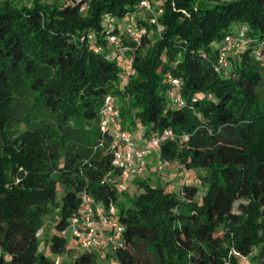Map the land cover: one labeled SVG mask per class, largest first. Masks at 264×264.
<instances>
[{
  "label": "trees",
  "instance_id": "16d2710c",
  "mask_svg": "<svg viewBox=\"0 0 264 264\" xmlns=\"http://www.w3.org/2000/svg\"><path fill=\"white\" fill-rule=\"evenodd\" d=\"M84 1L0 2V264H53L38 252L37 232L61 183L59 230L83 190L115 200L126 226V246L114 251L121 264H238L233 249L254 247L262 257L264 142L255 145L264 139V0H154L165 28L139 39L119 22L102 29L101 18L110 11L128 25L134 11L150 28L140 0H87L83 12ZM244 25L245 42L227 50L228 64L217 70L224 36ZM130 54L136 73L123 84ZM168 73L182 78L185 105L171 101ZM107 93L119 96L127 127L146 135L173 129L160 155L208 168L201 196L195 183L184 181V199L138 176L133 183L143 188L117 201L119 185L106 178L110 137L100 127ZM65 240L50 237L58 251ZM72 263L98 264L97 254L82 250Z\"/></svg>",
  "mask_w": 264,
  "mask_h": 264
},
{
  "label": "built area",
  "instance_id": "2783aa9c",
  "mask_svg": "<svg viewBox=\"0 0 264 264\" xmlns=\"http://www.w3.org/2000/svg\"><path fill=\"white\" fill-rule=\"evenodd\" d=\"M70 1L76 3L82 0ZM87 4L88 1L85 0L81 5V9H84ZM138 7L144 11L146 20L152 26L149 28L147 24L139 21L134 11L127 14L129 19L127 29L132 32L134 38L139 39L143 34H151L155 31L161 33L165 28V25L160 21L164 7L154 0H140ZM119 18L120 16L110 11L103 12L101 18L102 29L116 26ZM245 28V25L241 27L240 35L227 33L224 36L223 47L218 54L217 70L224 69L227 66V50L234 49L237 51L245 42L243 36ZM95 32L96 30L90 31L87 38L91 39ZM106 38L121 53L128 48L121 42L116 32L107 33ZM91 46L98 49V46L94 44ZM255 54L259 57L260 50H256ZM135 73L136 67L133 63V55L130 54L120 74L121 82L125 84ZM166 80L169 84L168 95L174 105H185L186 99L182 94V78L168 73ZM100 127L110 137L108 147L113 153V169L106 174V178L112 182L134 179L143 175L148 165V156L152 152L161 154L162 141L175 136L173 129L170 127L155 130L148 135L145 134L144 127L138 126L135 129L127 127L123 122L121 109L113 93H107L104 98ZM161 159L160 168L171 164L170 159L163 157ZM125 228L124 222L118 216V205L115 200L111 199L107 202L94 193L83 190L81 192L80 208L69 217L67 224L60 232L61 235L65 236L67 230L70 229L72 236L78 239L83 250L93 251L96 248L111 246L113 251H116L118 248L126 246ZM233 253L239 257L238 264H264V255L258 257L254 250L242 253L237 249H233ZM223 264L230 263L227 260Z\"/></svg>",
  "mask_w": 264,
  "mask_h": 264
},
{
  "label": "rangeland",
  "instance_id": "374dc122",
  "mask_svg": "<svg viewBox=\"0 0 264 264\" xmlns=\"http://www.w3.org/2000/svg\"><path fill=\"white\" fill-rule=\"evenodd\" d=\"M3 0H0L2 2ZM35 0H11L13 4L16 5H29L33 3ZM83 12L84 9H81ZM138 13L143 14L144 12L141 10ZM125 19H128V15L125 16ZM121 27L127 26L126 21L118 20ZM234 28H238L239 24L237 22L233 23ZM121 61V60H120ZM117 100H119V96H117ZM263 137L260 138V143H256V147L261 146L263 144ZM148 165L145 168L143 175L139 176L141 178H149V181L152 185H162L164 189L169 191L177 192L180 198H185L184 194L180 192L182 185L185 183H195L199 187L198 195L201 196L207 188V182L205 180V174L208 173V168L205 167H196V168H186L180 163L178 157L171 158V164L168 166L159 167L161 164V155L158 152H152L148 158ZM28 172L27 169H25ZM134 179L128 180H119V196L117 201H121L126 198L127 195H132L136 192H139L143 187L137 186L133 183ZM64 191V184H60L58 188V196L57 202L51 204V209L44 217V224L38 229V252H43L53 264H73V259L83 250L80 246L78 239L72 236L70 229L67 230L65 237V248L62 251H58L53 248L50 237L56 233L60 232L54 226V222L59 218L61 214L62 207V193ZM238 200L236 201L234 210H238ZM182 206H179V209ZM254 251L256 254L258 253V247H254ZM94 251L97 254V263L98 264H121L111 246L107 248H96Z\"/></svg>",
  "mask_w": 264,
  "mask_h": 264
}]
</instances>
